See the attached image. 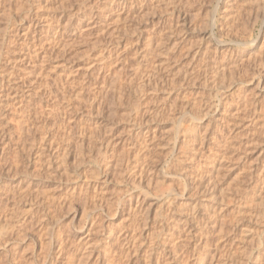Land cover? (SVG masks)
Returning a JSON list of instances; mask_svg holds the SVG:
<instances>
[{
    "label": "rangeland",
    "instance_id": "obj_1",
    "mask_svg": "<svg viewBox=\"0 0 264 264\" xmlns=\"http://www.w3.org/2000/svg\"><path fill=\"white\" fill-rule=\"evenodd\" d=\"M0 264H264V0H0Z\"/></svg>",
    "mask_w": 264,
    "mask_h": 264
},
{
    "label": "bare ground",
    "instance_id": "obj_2",
    "mask_svg": "<svg viewBox=\"0 0 264 264\" xmlns=\"http://www.w3.org/2000/svg\"><path fill=\"white\" fill-rule=\"evenodd\" d=\"M194 208H195V205H194ZM194 208H193V210H194Z\"/></svg>",
    "mask_w": 264,
    "mask_h": 264
}]
</instances>
